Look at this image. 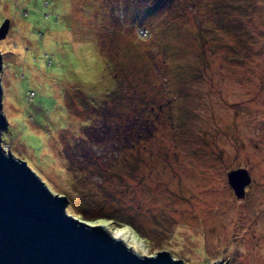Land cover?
Here are the masks:
<instances>
[{"label": "rangeland", "instance_id": "374dc122", "mask_svg": "<svg viewBox=\"0 0 264 264\" xmlns=\"http://www.w3.org/2000/svg\"><path fill=\"white\" fill-rule=\"evenodd\" d=\"M156 1L0 0L3 146L139 253L264 264V0Z\"/></svg>", "mask_w": 264, "mask_h": 264}, {"label": "water", "instance_id": "95a60500", "mask_svg": "<svg viewBox=\"0 0 264 264\" xmlns=\"http://www.w3.org/2000/svg\"><path fill=\"white\" fill-rule=\"evenodd\" d=\"M8 25L4 17L0 36ZM1 94L0 82V264H183L166 248L139 253L101 222L68 212L67 195L52 191L24 158L3 146L1 131L8 120ZM249 178L245 167L227 172L237 195H242Z\"/></svg>", "mask_w": 264, "mask_h": 264}, {"label": "clouds", "instance_id": "9594fccd", "mask_svg": "<svg viewBox=\"0 0 264 264\" xmlns=\"http://www.w3.org/2000/svg\"><path fill=\"white\" fill-rule=\"evenodd\" d=\"M76 56L80 62L74 66L73 71L80 86L89 93L103 92L107 87V73L102 67V53L98 49L89 50L87 45H80Z\"/></svg>", "mask_w": 264, "mask_h": 264}, {"label": "trees", "instance_id": "16d2710c", "mask_svg": "<svg viewBox=\"0 0 264 264\" xmlns=\"http://www.w3.org/2000/svg\"><path fill=\"white\" fill-rule=\"evenodd\" d=\"M156 2H158V0L156 1ZM29 90H31V93L29 92ZM33 95H34V91H33V89H26L25 90V96H26V98H32L33 97ZM2 139V138H1Z\"/></svg>", "mask_w": 264, "mask_h": 264}, {"label": "snow or ice", "instance_id": "6c2138e0", "mask_svg": "<svg viewBox=\"0 0 264 264\" xmlns=\"http://www.w3.org/2000/svg\"><path fill=\"white\" fill-rule=\"evenodd\" d=\"M123 231H127V229H124Z\"/></svg>", "mask_w": 264, "mask_h": 264}, {"label": "bare ground", "instance_id": "6f19581e", "mask_svg": "<svg viewBox=\"0 0 264 264\" xmlns=\"http://www.w3.org/2000/svg\"><path fill=\"white\" fill-rule=\"evenodd\" d=\"M119 234V233H118Z\"/></svg>", "mask_w": 264, "mask_h": 264}]
</instances>
